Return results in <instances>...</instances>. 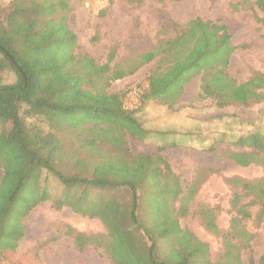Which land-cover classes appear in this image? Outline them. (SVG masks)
<instances>
[{"label":"rangeland","instance_id":"374dc122","mask_svg":"<svg viewBox=\"0 0 264 264\" xmlns=\"http://www.w3.org/2000/svg\"><path fill=\"white\" fill-rule=\"evenodd\" d=\"M11 1L0 0V20L5 18ZM68 1L69 25L78 38L75 50L78 57L88 55L102 65L113 54L111 65L123 62L151 49L160 39L175 36V22L184 24L191 18L201 17L229 27L237 48L228 71L238 82L247 81L256 72L264 74V12L255 5V0ZM156 64L153 61L132 75L113 80L111 85H106V91L124 92L126 106L134 108L139 104L140 92L148 88V76ZM15 79V73L8 70L3 82L11 83ZM200 84V76L193 78L173 108L149 102L135 113L140 124H152L154 128L153 138L146 143L132 140L135 150L157 152L162 147L161 151L169 159L162 161L159 153L154 154L152 161L142 155L130 161L131 165L137 161L139 167L127 169L129 172L140 177L146 172L154 180H149L144 190L143 186L138 188L140 233L134 234L135 221L131 218L126 223L132 232L113 231L110 213L102 210L104 203L117 198L130 200L127 190L94 186L84 181L69 190L54 173L45 169L41 184L50 191V199L38 204L23 218L22 224V214L32 200V183L28 186L26 201L11 214L6 225L8 235L0 239V245L12 247L21 225H25V234L14 251L2 252L0 264H21L25 257H35L38 264H139L134 257H149L151 253L144 251V246L153 242H156L154 257L165 264L181 259L184 264H259L264 254V217L257 218L260 205L250 204L254 196L247 195L229 179L264 178V164L242 166L227 154L244 149L238 144L241 136L256 130L264 134V100L250 106L218 107L212 98L199 96ZM9 125L0 120V136ZM126 137L114 136L112 142L121 147L126 144ZM62 140L66 155L56 166L67 176L92 178L94 160L88 151L64 133ZM21 167L22 163L12 164L10 176H16ZM85 168L90 169L87 175L83 173ZM181 189L183 196H187L186 214L178 219L176 213L184 206ZM144 191L152 195L146 197ZM237 195L240 201L235 206L233 200ZM60 202L66 203L65 206L56 207ZM245 204L250 212V217L242 221L246 230L241 236L233 235V221L240 217L238 208ZM204 207L211 209H207L211 218L212 212L215 214L219 233L204 224ZM92 218L101 220L103 225L96 224ZM71 229L82 233L87 243L84 248L76 245L75 236L66 233ZM128 241H134L133 246ZM206 244L209 254L205 251Z\"/></svg>","mask_w":264,"mask_h":264},{"label":"trees","instance_id":"16d2710c","mask_svg":"<svg viewBox=\"0 0 264 264\" xmlns=\"http://www.w3.org/2000/svg\"><path fill=\"white\" fill-rule=\"evenodd\" d=\"M254 3L264 12V0H255ZM70 11L68 0H12L5 18L0 20V120L10 124L0 136L1 240L8 235L6 225L11 214L26 201L31 183L32 200L22 214L21 223L38 204L50 199V191L41 184L45 169L54 173L69 190L79 181L127 190L131 194L130 200L117 198L104 203L102 210L110 213L113 231L132 232L126 223L128 218L135 221L132 226L134 234L142 231L138 221L141 194L138 188L143 186L144 190L149 180H154L148 178L146 172L140 177L127 169L132 170L137 165V161L133 165L130 163L138 156H146L152 161L156 156L154 154L160 152L139 153L131 160L134 153L127 144L119 147L113 143L114 146L109 149L101 140V144L94 145L97 158L92 178L67 176L56 166V162L66 155L63 133L73 142L79 140L82 148H88V144L82 141L87 130L78 128L82 122L110 124L142 138L149 130L142 127L145 124L138 122L135 113L149 102L173 108L184 95L186 85L198 76L201 81L199 96L212 98L218 107L250 106L264 100L263 73L256 72L245 82H238L229 73L228 67L237 46L232 41L229 27L220 21L194 17L184 24L175 22V36L160 39L151 49L113 65L114 55L111 54L108 61L100 65L88 55L77 56L78 38L69 25ZM153 61L157 64L148 76V88L140 92L139 104L134 108L126 106L124 92L106 91V85H111L113 80L132 75ZM8 70L15 73L16 79L4 83ZM238 144L244 149L229 151L228 158L242 166L264 164L262 132L256 130L241 136ZM158 156L166 161L163 156ZM20 163L21 170L16 172V176H10L11 165ZM75 163L78 164L77 161ZM229 181L246 191L247 195L254 196L250 204L260 205L257 218L261 220L264 217V178L247 181L235 177ZM145 194L146 197L152 195L151 192ZM180 195L184 206L176 213L178 219L186 214L187 196H183V189ZM239 201L237 195L233 200L234 205L237 206ZM65 204L60 202L56 207L62 208ZM247 206L245 204L238 208L240 217L234 219L231 234L241 236L246 230L242 221L250 217ZM207 209L211 211L204 207V224L219 233L215 214L212 212L211 218ZM21 226L12 247L0 245V260L3 251L17 248L25 234V225ZM66 233L75 236L79 248L87 245L82 233L76 229L67 230ZM249 237L253 235L249 233ZM192 238L196 239L194 235ZM128 242L133 246L134 241ZM155 246L156 242L144 246V251L151 253L149 257L136 255L134 258L140 261L139 264H165L154 257ZM205 251L209 254L208 245ZM24 259L25 262L21 264H38L35 257ZM184 263L181 259L172 264ZM259 264H264V254Z\"/></svg>","mask_w":264,"mask_h":264},{"label":"crops","instance_id":"0c3cea01","mask_svg":"<svg viewBox=\"0 0 264 264\" xmlns=\"http://www.w3.org/2000/svg\"><path fill=\"white\" fill-rule=\"evenodd\" d=\"M142 127L146 128L147 130H149L148 134H146L145 136H143L142 138L138 137V136H134V135H131L129 133H125L123 130H120V129H116L115 127L113 126H110V124H81L79 125V129H86L87 132L86 134H84L83 138H82V141H84L85 143L88 144V148H84L88 151V154L93 158V162H92V169H94V162L97 158V153L95 152L96 149L94 148V145H97V144H101V140H104V146L107 147V148H110L111 146H114L113 145V139H114V136H118V135H123L126 137L127 141H126V144L128 145V147L130 148L131 152L132 153H135V154H139V153H150V154H154L156 153L155 151H147V150H142V149H137L135 150V147L133 146L132 144V140L135 138L136 141H142L144 143H146L148 140H151L153 137V133L152 131L154 130V128L152 127V124H145V125H142ZM103 130V131H100V130ZM108 130H111V131H108ZM152 135V136H151ZM151 137V138H150ZM87 138V139H86ZM87 141H86V140ZM79 140H78V144H79ZM157 142V141H156ZM160 145V143H158ZM162 144V143H161ZM124 146V145H123ZM157 152H160L162 154V156L164 158H166V160H169L165 154V151H157ZM77 170L76 168V165H75V171ZM90 169L89 168H85L83 170V173L85 175H87L89 173ZM176 173V172H174ZM92 220H96V224H100V225H103L102 221L99 220V219H93ZM216 223V221H215ZM208 228V227H207ZM209 229V228H208Z\"/></svg>","mask_w":264,"mask_h":264},{"label":"built area","instance_id":"2783aa9c","mask_svg":"<svg viewBox=\"0 0 264 264\" xmlns=\"http://www.w3.org/2000/svg\"><path fill=\"white\" fill-rule=\"evenodd\" d=\"M101 3L105 2V0H99Z\"/></svg>","mask_w":264,"mask_h":264}]
</instances>
